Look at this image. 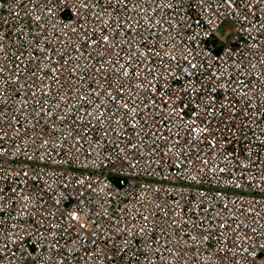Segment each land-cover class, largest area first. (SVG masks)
Masks as SVG:
<instances>
[{
	"label": "built area",
	"instance_id": "built-area-1",
	"mask_svg": "<svg viewBox=\"0 0 264 264\" xmlns=\"http://www.w3.org/2000/svg\"><path fill=\"white\" fill-rule=\"evenodd\" d=\"M0 264H264V0H0Z\"/></svg>",
	"mask_w": 264,
	"mask_h": 264
},
{
	"label": "rangeland",
	"instance_id": "rangeland-1",
	"mask_svg": "<svg viewBox=\"0 0 264 264\" xmlns=\"http://www.w3.org/2000/svg\"><path fill=\"white\" fill-rule=\"evenodd\" d=\"M230 27H231V25L228 23V24H226V25L223 27L222 31H225L227 28H230Z\"/></svg>",
	"mask_w": 264,
	"mask_h": 264
}]
</instances>
